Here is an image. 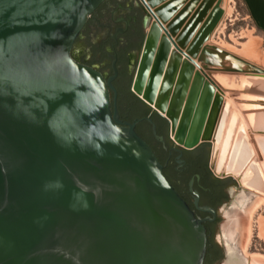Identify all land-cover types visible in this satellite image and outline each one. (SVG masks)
<instances>
[{
  "label": "water",
  "instance_id": "obj_1",
  "mask_svg": "<svg viewBox=\"0 0 264 264\" xmlns=\"http://www.w3.org/2000/svg\"><path fill=\"white\" fill-rule=\"evenodd\" d=\"M104 1L0 0V264L203 263V221L135 130L139 120L123 123L112 108V78L107 82L71 54ZM183 1L171 0L166 12ZM221 1L195 44L211 35ZM148 40L132 91L169 122L174 142L212 143L213 153L212 138L192 142L184 135L181 125L190 115L183 107L148 87L151 73L164 79L175 73ZM210 167L264 193L242 183L255 174Z\"/></svg>",
  "mask_w": 264,
  "mask_h": 264
},
{
  "label": "flooded vegetation",
  "instance_id": "obj_2",
  "mask_svg": "<svg viewBox=\"0 0 264 264\" xmlns=\"http://www.w3.org/2000/svg\"><path fill=\"white\" fill-rule=\"evenodd\" d=\"M150 17L140 0H105L89 17L71 54L78 62L99 70L107 82L112 78L114 89H109L112 108L117 106L123 123L139 120L135 130L150 144L163 165L165 176L195 216L203 221L207 245L202 264H223L227 251L225 243L218 237V230L226 208L232 209L234 199L240 194L236 192V181L231 176H218L213 172L202 144L186 148L174 142L169 136L165 118L150 106L151 110L147 111L133 97L136 95L132 85ZM219 134L222 135L221 132ZM232 136H235L233 131ZM209 138L216 141L215 137ZM262 142L264 140L260 145ZM248 155L250 157L251 154ZM249 163L228 171L240 174L244 170L247 175L255 174L245 179V183L253 182L256 180L255 168ZM222 167L216 164L217 169Z\"/></svg>",
  "mask_w": 264,
  "mask_h": 264
},
{
  "label": "rangeland",
  "instance_id": "obj_3",
  "mask_svg": "<svg viewBox=\"0 0 264 264\" xmlns=\"http://www.w3.org/2000/svg\"><path fill=\"white\" fill-rule=\"evenodd\" d=\"M143 1L148 3L155 13V15L150 14L151 17L148 19L147 39L156 29H159V46L165 41L168 44L167 50H170L169 48L177 50L180 47L182 51L188 52L191 55L193 68L205 73L204 80L206 82L204 84L206 86L213 84L211 85L213 94H219L221 100L227 98L230 104L232 103V109L235 112L240 111L239 114L243 117L248 118L251 112H258L255 111L256 106L249 105L255 102L254 99L243 97L238 87L241 86L243 78L258 81L264 79L262 77L264 73V0H253L252 2L229 0L227 5L224 0L225 7L223 6L222 15L211 32L210 41L198 42L197 50L193 49L197 36L219 0H184L170 13L166 12L165 5L171 0ZM201 6L204 8L203 12H201ZM227 6L230 9L228 12ZM247 47L253 48L254 52L249 54L246 51ZM225 56H231L237 64L228 63ZM243 64L248 67L243 68ZM257 103L260 104L258 101ZM259 109L263 115V107H259ZM232 129L235 139L238 137L243 142H250L256 151L254 156L261 163L259 151L260 142L264 140V132L247 124L248 137L242 139L243 136L239 134V131L235 127ZM261 129L264 130V125ZM209 162L214 168L212 143ZM246 175L245 172L241 176ZM260 178L261 180L257 178L258 183L253 187L264 191V178ZM245 179L242 178L244 182ZM236 192L245 194L247 201L239 209L226 208L225 217L218 230V237L222 242L225 238L224 240L231 244L239 255L247 256L251 260L253 256H257L264 261V237L261 235L262 220L264 219V193L250 191L240 186L237 187Z\"/></svg>",
  "mask_w": 264,
  "mask_h": 264
},
{
  "label": "bare ground",
  "instance_id": "obj_4",
  "mask_svg": "<svg viewBox=\"0 0 264 264\" xmlns=\"http://www.w3.org/2000/svg\"><path fill=\"white\" fill-rule=\"evenodd\" d=\"M228 1L229 0H225V5H227ZM223 6L224 0H222L221 3L222 9ZM227 7L228 9L226 10L228 12L230 9L229 6ZM158 32L159 29H156L149 37L148 42L159 54L165 68L172 63L174 64L175 73L166 79L151 73L147 77L148 87L154 92L156 98L164 99L181 105L183 109L190 115V117L181 125L184 135L189 140L194 142L197 138H199V135L202 137L216 138L217 142L213 139L212 159L215 163V169L217 172L224 170L228 171L238 167L246 166L247 162H250L249 164L255 168L256 180L249 183H245L242 180V183L251 187L252 189L259 191L258 189L254 188L253 185L258 183L257 178L260 180V177L264 178V142H262L263 145H260L259 152L262 153L261 156L263 160L260 163L255 161V159L252 157L253 152L255 153V148L252 147L249 142H243V140H240L238 137L235 139L234 136H232V128L235 127V129L239 131V134L244 137H242V139H245L248 137L247 124L253 125L255 128L259 129L263 127L264 114L262 115L260 113L259 107H263L264 109V79L258 81L249 78H243V81H241L242 84L240 87H238V90L243 97L250 99L252 98L256 101H263L259 102L260 104L257 102L249 104L250 106H256L257 108H255V111L258 112H251L248 115V118L245 116L243 117L239 114V110V112H235L232 109V103L230 104V101L227 100V98L221 100L219 94H213L211 88V85H213L212 83L209 86L204 84L206 82L204 80L205 73L201 72V70H196L193 68L191 55L188 52L182 51L180 47H178L177 50L171 48H169L170 50H167L166 48L168 44L165 41L161 44V46H159ZM210 38L211 36L205 39V41H210ZM196 45L197 44H195L193 47L194 50L196 49ZM253 46H255V44H253ZM246 51L249 54L254 52L253 48L249 49L248 47L246 48ZM230 57L231 56L226 57L228 59V63L237 64V62H235L236 60L233 61L232 57ZM228 66L230 67V65ZM247 67L248 66L243 64V68ZM262 77L264 78V75H262ZM220 132L222 135L219 134ZM246 153L251 154L250 157L249 155L247 156ZM259 160L261 159L259 158ZM216 164H221L223 166L222 169H217ZM247 168L249 169L250 166H247ZM243 171L244 170H241L240 174ZM228 172L235 173L233 171ZM246 201L247 196L240 193L234 199L233 208L243 207ZM261 235L264 237V219L262 220ZM224 243L226 246L227 257L223 264H264V261L260 260L257 256H253L251 260L247 256L239 255L235 248L227 241L224 240ZM250 261H252V263H250Z\"/></svg>",
  "mask_w": 264,
  "mask_h": 264
},
{
  "label": "trees",
  "instance_id": "obj_5",
  "mask_svg": "<svg viewBox=\"0 0 264 264\" xmlns=\"http://www.w3.org/2000/svg\"><path fill=\"white\" fill-rule=\"evenodd\" d=\"M132 95H133V93H132ZM133 97H134L135 101H137L144 109L146 108L147 111H150L151 110V108L144 101H142L140 98H138L137 96H134V95H133ZM164 120H165L166 126L167 125L169 126V122L166 119H164ZM201 147L202 148H205L204 151L206 152L207 155L210 154V143H203L201 145Z\"/></svg>",
  "mask_w": 264,
  "mask_h": 264
},
{
  "label": "crops",
  "instance_id": "obj_6",
  "mask_svg": "<svg viewBox=\"0 0 264 264\" xmlns=\"http://www.w3.org/2000/svg\"><path fill=\"white\" fill-rule=\"evenodd\" d=\"M253 0H247V2H252ZM262 17V16H261Z\"/></svg>",
  "mask_w": 264,
  "mask_h": 264
}]
</instances>
